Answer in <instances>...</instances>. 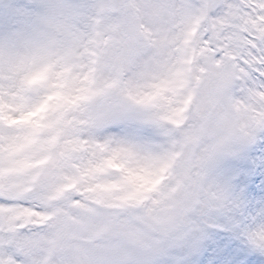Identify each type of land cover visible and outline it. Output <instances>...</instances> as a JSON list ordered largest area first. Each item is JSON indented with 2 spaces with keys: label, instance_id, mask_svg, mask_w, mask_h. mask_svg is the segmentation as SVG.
Returning <instances> with one entry per match:
<instances>
[{
  "label": "snow or ice",
  "instance_id": "obj_1",
  "mask_svg": "<svg viewBox=\"0 0 264 264\" xmlns=\"http://www.w3.org/2000/svg\"><path fill=\"white\" fill-rule=\"evenodd\" d=\"M119 4L128 10L116 17ZM41 8L26 12L23 30L16 33L25 39L24 52L0 43V66L8 68L0 71V264H49L60 248L79 250L75 242L84 233L89 239L143 240L138 223L166 232L178 209L201 203L202 195L227 206L224 191L204 188L203 175L194 179L191 160L181 162V153H142L134 139L96 136L126 122L129 110H97L96 100L106 92L95 85L111 59L122 67L128 62L127 37L138 34L149 46L179 53L163 65V75L153 74L149 90L131 97L160 110L153 123L181 128L198 90L213 81L218 87L234 83L259 109L264 106V0H46ZM177 12L185 26L171 38L158 35L146 19L163 21ZM226 64L231 71L221 70ZM81 126L94 135H81ZM198 140L193 135L185 144ZM82 155L87 167L74 164L77 173L68 174L65 168ZM110 173L120 179L81 187ZM149 201L145 215L120 219L118 210ZM239 228L264 254V212Z\"/></svg>",
  "mask_w": 264,
  "mask_h": 264
},
{
  "label": "clouds",
  "instance_id": "obj_2",
  "mask_svg": "<svg viewBox=\"0 0 264 264\" xmlns=\"http://www.w3.org/2000/svg\"><path fill=\"white\" fill-rule=\"evenodd\" d=\"M75 2V0H74ZM114 16L119 17L127 11L126 5H117ZM34 11H41V4L33 5ZM149 26L157 31L158 35H175L178 29L185 26V19L179 12L171 17L166 16L163 21L147 17ZM23 30L21 25L15 33L0 35V43L11 44L18 51L24 52L25 39L16 33ZM127 39L131 45L130 58L122 67L120 62L113 58L109 66L97 75L95 87L103 89L106 95L100 96L95 103L99 111L127 108L128 119L116 127L109 128L102 133H95L103 138L108 133L117 137H127L138 142L142 153L165 156L169 153H181L180 161L191 160L192 175L199 179L203 175L204 188L217 190L214 182L217 165L220 161L239 151L245 145L264 139V106L257 109L247 98L237 93L234 83L218 87L215 81L207 87H201L187 113L185 124L177 129L163 121L153 123L158 109H146L137 104L131 97L137 99L142 91L149 90V81L155 76L163 75V65L171 63L179 53H172L171 48L158 49L149 46L138 34H130ZM122 50L115 55L119 56ZM231 71L229 65L221 69ZM0 71L7 72V65L0 66ZM113 80L117 83L108 87ZM183 95H186V90ZM183 95L178 100L183 99ZM74 115H79L78 113ZM83 120L82 115L79 116ZM78 121L74 120L76 125ZM81 135L92 136L94 133L86 126H81ZM198 136L195 144H185L190 136ZM86 156L75 158L65 168L68 174H76L74 164H80L83 170L87 167ZM174 168L173 171H177ZM120 179L119 173H110L99 178H90L81 184L82 188L94 186L100 182H114ZM116 192L114 195H122ZM90 195L85 193V196ZM79 199L80 197L75 196ZM201 203L189 205L186 210L178 209L176 223L166 232L155 231L144 224L137 226L145 233L143 240H132L119 235L105 238L89 239L87 233L75 243L79 250L64 247L54 251L49 258V264H175L172 257L178 248L183 247L191 239L198 237L208 230V223L216 215L219 202L212 196L202 195ZM151 207L149 201L144 207L129 208L119 211L120 219H129L134 216H143ZM102 250V252H101Z\"/></svg>",
  "mask_w": 264,
  "mask_h": 264
},
{
  "label": "rangeland",
  "instance_id": "obj_3",
  "mask_svg": "<svg viewBox=\"0 0 264 264\" xmlns=\"http://www.w3.org/2000/svg\"><path fill=\"white\" fill-rule=\"evenodd\" d=\"M10 12H12V2L11 0H6L3 4L0 5V18H2L4 15ZM113 127H116V126H113ZM109 134H113V133H109ZM253 144H255V141H253L250 144L245 145L239 151L228 156L224 160L230 165H238L243 170H248L249 166L254 163V160L248 159V156H245L244 153L249 152L248 147ZM225 179H226L225 175L217 167V173H216V177L214 178V182L218 185L219 189L224 191L227 201H228L227 206H225L226 216L224 217L223 221H221L218 224V226L223 229V232H221V234L224 233V230L227 228L228 225H233L236 228L237 232L235 233L237 234L238 241L236 242L235 240L231 239L230 235H228L226 238H228V242L232 246L233 244L238 243L240 245V250L238 251L236 256L227 254L226 251L222 250V244L220 246H217L216 241H215V235H213L211 237V241L209 244L212 256L219 258V261H220L219 264H227L228 261H230L231 264H248L249 260L253 261V264H264V254H258L257 250L253 249L252 247H248L244 243V240L242 238L243 234L241 233L240 228H239L240 223L238 222L237 216L234 214V211H233L234 207H232L230 197L223 187V183ZM263 189H264V185H263ZM254 205L257 208L256 216L264 212V196H259L258 201ZM209 264H212V262L210 261Z\"/></svg>",
  "mask_w": 264,
  "mask_h": 264
},
{
  "label": "bare ground",
  "instance_id": "obj_4",
  "mask_svg": "<svg viewBox=\"0 0 264 264\" xmlns=\"http://www.w3.org/2000/svg\"><path fill=\"white\" fill-rule=\"evenodd\" d=\"M18 5L21 6L20 10L12 16V23L10 24L13 30V33L24 24L27 19L25 13L33 11V5H37L35 0H20ZM14 23V25H13Z\"/></svg>",
  "mask_w": 264,
  "mask_h": 264
}]
</instances>
